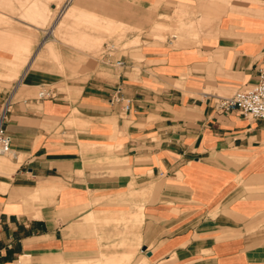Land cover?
I'll return each instance as SVG.
<instances>
[{
    "label": "crops",
    "instance_id": "crops-1",
    "mask_svg": "<svg viewBox=\"0 0 264 264\" xmlns=\"http://www.w3.org/2000/svg\"><path fill=\"white\" fill-rule=\"evenodd\" d=\"M217 28L143 45L57 97L34 95L43 78L22 70L0 155V264H264V121L216 108L256 82L264 18ZM130 216V247L107 249L113 223L97 224Z\"/></svg>",
    "mask_w": 264,
    "mask_h": 264
},
{
    "label": "rangeland",
    "instance_id": "rangeland-1",
    "mask_svg": "<svg viewBox=\"0 0 264 264\" xmlns=\"http://www.w3.org/2000/svg\"><path fill=\"white\" fill-rule=\"evenodd\" d=\"M31 1L33 0H0L1 107L10 95L9 90L26 67L25 61L29 62L33 57L29 68L43 78L41 83L33 87L34 95L37 96L41 86L50 87L56 92H67L74 82H82L88 78L90 70L101 64L122 67L140 60L143 45L190 46L199 43L202 37L215 35V28L224 15L243 13L264 17V0H230V3L229 0H37L40 15L26 11ZM74 3V11L78 15L67 17L65 23L55 28L57 21L64 18L70 4ZM210 4L211 7L215 4L218 8H214L215 13L213 7V10L211 7L206 8ZM93 15L96 19H93ZM107 15H111L113 19L115 17L114 24L111 18L105 17ZM102 19H108L105 20L107 23ZM190 32L192 33L189 34ZM2 40H6L5 43ZM12 40L20 47L21 55H17L18 57L10 49ZM110 43L115 45V49L107 48ZM117 60H122L123 64L117 65ZM8 114L9 112L6 118ZM34 197L33 200L40 199L39 196ZM138 222L136 216H130L97 224L103 229L113 223L114 241L106 248L116 250L128 247L129 242L126 245V242L119 241L126 239L127 231ZM137 251L139 249L136 247L129 260L125 261L131 262Z\"/></svg>",
    "mask_w": 264,
    "mask_h": 264
},
{
    "label": "built area",
    "instance_id": "built-area-1",
    "mask_svg": "<svg viewBox=\"0 0 264 264\" xmlns=\"http://www.w3.org/2000/svg\"><path fill=\"white\" fill-rule=\"evenodd\" d=\"M107 48L115 49V45L113 43L107 44ZM115 63L121 65L123 61L117 60ZM54 96L55 92L46 86H41L37 93L38 98H52ZM9 105L10 99L8 97L0 110V155L12 153V138L5 127ZM124 108L127 109L128 104H124ZM216 108L221 112L237 111L244 117L264 121V67L259 69L257 80L252 85L237 89L230 95L218 96Z\"/></svg>",
    "mask_w": 264,
    "mask_h": 264
},
{
    "label": "bare ground",
    "instance_id": "bare-ground-1",
    "mask_svg": "<svg viewBox=\"0 0 264 264\" xmlns=\"http://www.w3.org/2000/svg\"><path fill=\"white\" fill-rule=\"evenodd\" d=\"M70 1V0H69ZM75 1V0H74ZM77 1V0H76ZM217 1V0H216ZM216 1H215V3H216ZM223 1H225V0H223ZM221 2H222V0H221ZM212 3H214V2H212ZM218 3H220V1L218 2ZM224 3V2H223ZM229 3H230V0H229ZM38 1L37 0H33V1H31V3L30 4H28V6H27V8H26V11L27 12H31V13H34V12H37L39 15H40V9L38 8ZM217 4V3H216ZM71 6H69V8L67 9V11L65 12V14H64V18L62 19V20H60V21H57V24L55 25V28H58V27H60L63 23H65V20H66V18L67 17H70V16H73V17H75V16H77L76 14H75V5H76V3H74V5H72V4H70ZM225 5V4H224ZM224 5H221V6H223V7H225ZM227 5V4H226ZM219 6H220V4H219ZM219 6H217V7H219ZM230 6V5H229ZM211 7V4L209 5V7L208 6H206V8H210ZM212 7H213V5H212ZM212 7L210 8L211 10H213L214 8H216V6H215V4H214V7H213V9H212ZM234 7V6H233ZM199 8H201V7H199ZM221 8V7H220ZM219 8V9H220ZM55 9H56V7H55ZM202 9V8H201ZM200 9V10H201ZM217 10H218V8H216ZM216 9H214V13H215V10ZM222 9V8H221ZM242 9V8H241ZM247 9V8H246ZM253 9V8H252ZM211 10H210V12H211ZM209 11V10H208ZM204 12V11H203ZM209 12V13H210ZM220 12H222V11H220ZM219 12V13H220ZM234 12V11H233ZM81 13H83V12H81ZM85 13V12H84ZM206 13H207V11H206ZM205 13V14H206ZM218 13V12H217ZM223 13H225V11L223 12ZM252 13V12H251ZM208 14V13H207ZM206 14V15H207ZM226 14V13H225ZM259 14V13H258ZM85 15V14H84ZM260 15V14H259ZM263 15V14H262ZM94 16V18L93 19H96L95 18V15H93ZM111 16V15H110ZM110 16H105V17H109V19L111 18L112 20H114L115 19V17H114V19H113V17H110ZM113 16V15H112ZM221 16V15H220ZM61 17V16H60ZM103 17V16H102ZM117 17V16H116ZM262 17V16H261ZM59 18V17H58ZM80 18V17H79ZM120 18V17H119ZM220 18V17H219ZM264 18V17H263ZM99 19V18H98ZM110 19V20H111ZM117 19V18H116ZM103 20V19H102ZM106 20V19H105ZM105 20H103V21H105ZM108 20V19H107ZM106 20V21H107ZM111 20V22L114 24L115 23V20L114 21H112ZM121 20V19H120ZM105 21V23H107ZM117 21H118V19H117ZM218 21V20H217ZM120 21H118V23H119ZM214 23H215V21H213ZM212 22V23H213ZM210 23H211V21H210ZM214 23H213V25H214ZM108 24H109V21H108ZM111 24V23H110ZM117 24V23H116ZM106 25V24H105ZM212 25V26H213ZM218 25V24H217ZM111 26H112V24H111ZM231 26V25H230ZM107 27V25L105 26V28ZM108 27H110L109 25H108ZM208 27V26H207ZM210 27V26H209ZM215 27V26H214ZM235 27V26H234ZM233 27V28H234ZM211 28V27H210ZM217 28V27H216ZM208 29V28H207ZM218 29V28H217ZM177 31V30H176ZM175 31V32H176ZM179 31V30H178ZM210 31V30H209ZM208 32V31H207ZM212 32V31H211ZM192 32H190L189 34H191ZM177 34V33H176ZM198 34V33H197ZM215 34V33H214ZM174 35V34H173ZM181 35V34H180ZM180 35H179V37H180ZM192 36V35H191ZM195 36V35H194ZM178 37V36H177ZM5 41L6 40H2V42H4L5 43ZM11 45H12V47L10 48L15 54H16V56L18 55H21V50L19 49L20 47L19 46H17L18 44L14 41V40H12V42H11ZM17 56V57H18ZM26 60V59H25ZM24 60V61H25ZM34 60V57L29 61V62H27V60L25 61V63H26V68L30 65V63H32V61ZM12 66H10V68H11ZM12 69V68H11ZM20 74H22V72L20 73ZM19 81V77L16 79V82H18ZM9 99H10V96H9ZM114 131V130H113ZM101 263V261L100 260H98V261H96V264H100Z\"/></svg>",
    "mask_w": 264,
    "mask_h": 264
},
{
    "label": "water",
    "instance_id": "water-1",
    "mask_svg": "<svg viewBox=\"0 0 264 264\" xmlns=\"http://www.w3.org/2000/svg\"><path fill=\"white\" fill-rule=\"evenodd\" d=\"M145 248H143V250H144Z\"/></svg>",
    "mask_w": 264,
    "mask_h": 264
}]
</instances>
